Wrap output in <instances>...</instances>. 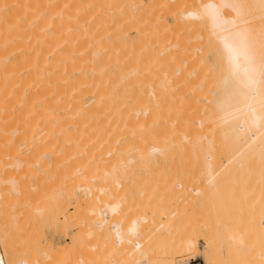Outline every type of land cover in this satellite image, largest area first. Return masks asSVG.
<instances>
[{
	"label": "bare ground",
	"instance_id": "obj_1",
	"mask_svg": "<svg viewBox=\"0 0 264 264\" xmlns=\"http://www.w3.org/2000/svg\"><path fill=\"white\" fill-rule=\"evenodd\" d=\"M1 176L55 264H264V0H0Z\"/></svg>",
	"mask_w": 264,
	"mask_h": 264
},
{
	"label": "rangeland",
	"instance_id": "obj_2",
	"mask_svg": "<svg viewBox=\"0 0 264 264\" xmlns=\"http://www.w3.org/2000/svg\"><path fill=\"white\" fill-rule=\"evenodd\" d=\"M8 165H6L5 167H8ZM15 167H17V166H15ZM13 168L14 167H12L11 169H13ZM133 168L136 169V166L131 165V169H133ZM15 169H14V171H16ZM19 171H20V169H19ZM19 171H18V173H13V174L14 175L15 174L20 175L22 172H24V171H22V172L20 171L21 172L20 173ZM36 171L38 172V174L42 173V171L38 167H36ZM11 173H12V171H11ZM129 173H132V170L129 171ZM4 174H2V175H4ZM22 174L24 176L25 172ZM22 174L20 176H22ZM6 175L11 176V175H9V173ZM7 176L6 177L1 176L0 179L1 180L5 179V181H6ZM42 189L41 188L39 189L40 192ZM44 192L42 195L45 194ZM1 202L4 203L5 201H0V206H1ZM9 202L6 201L4 204L2 203L3 206L0 207V227H3L2 229H4V232H3V230L0 228V230H1L0 235L2 233H4V234H2V237H3V239H5L6 244H7V248H6L5 252L4 253L0 252V264H18L22 260L25 262V264H32L35 260H38V262L40 264H53V263L55 264L57 261H60V258H62V260H63V257L59 256L61 254L59 251L61 245H63V247H66L68 249H72L73 252H77V249L73 246L74 244L71 241L72 237L77 236V233H78L77 228L71 227V226L67 227L65 230V233H64V230L62 231V228H61V223L59 224V222H61L64 219L63 217H59L56 224L52 225V227L50 226V224H49L50 216H47L48 214L50 215V213H48V211H47L48 207H46V204L48 206V203L50 201L49 202L47 201V203H46V201H33V202L31 201L32 203L30 202V204L28 201H26V202H23V201L17 202L16 201L18 203V205H15V203H14L15 201H13V202L11 201L10 203ZM19 203L22 204V206ZM24 203H26V205ZM11 204H13L12 205L13 208H12ZM4 205L6 206V208L8 206L10 209L12 208L13 210H11V211H13V212H11L9 210V208L5 209ZM23 206L26 208H24ZM44 206L46 207V209ZM2 207H4V208H2ZM42 207L45 209L46 212L45 211H40V212L38 211L39 208H42ZM1 208L5 209L8 212V214L5 210H3V211H5L4 213H1V212H3V211H1L2 210ZM194 210H196V209H194ZM199 210L202 212V214ZM73 211L74 210L71 207L67 210L66 213H67V215H70L71 212H73ZM14 212H16V213H14ZM199 212H200V214H199ZM204 212H205V210H203V208L198 209L196 212L193 211L192 215L194 218L192 217V215H190L193 218V222H194V220L200 221V218L206 219L205 216H208V215H205ZM19 213H20V215H18ZM68 213H70V214H68ZM3 214H5V215H3ZM13 215H16V216L14 217ZM22 215L23 216L25 215V218H22L23 217ZM201 215H203V216H201ZM252 215H253V217L255 216L254 212ZM8 217H9V219H7ZM48 217H49V221H48ZM250 217H251V214H250ZM252 218H251V220H254ZM5 219H6V221L8 220V223H6V224H4ZM255 219H256V217H255ZM247 220H248V218H247ZM250 223H251V221H250ZM5 225H8L9 227L5 226ZM97 236H95V234L93 233V237L91 236V238H90L91 241H89V243H92V245H93L94 242H97V240H98ZM253 243H255V242H253ZM92 245L91 244L88 245L89 248ZM202 245H203V242L201 240H199L197 246L201 247ZM98 246L99 245H97V246L93 245L90 248V250L86 247L88 252H87V250H82V252H84V254H86L85 257L88 260L91 261L92 256H93V260H96V262H97L98 258H96V257H98V255H99V253H98L99 251L97 250ZM250 248L252 249L251 246H250ZM93 251H95V252H93ZM58 253H59V255H58ZM95 254H97V255H95ZM88 257H91V258H88ZM189 259L190 260L195 259L196 261H199L201 264H205L202 259H200L196 256L195 252L175 258L174 264H178V260L184 261V260H189ZM245 260H246L245 264H257L256 251L251 250L250 252H248ZM54 261H56V262H54Z\"/></svg>",
	"mask_w": 264,
	"mask_h": 264
},
{
	"label": "built area",
	"instance_id": "obj_3",
	"mask_svg": "<svg viewBox=\"0 0 264 264\" xmlns=\"http://www.w3.org/2000/svg\"><path fill=\"white\" fill-rule=\"evenodd\" d=\"M180 264H201L199 261L196 260H184Z\"/></svg>",
	"mask_w": 264,
	"mask_h": 264
}]
</instances>
